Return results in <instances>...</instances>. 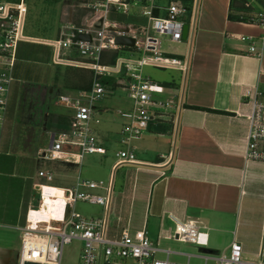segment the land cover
Returning a JSON list of instances; mask_svg holds the SVG:
<instances>
[{
  "label": "crops",
  "instance_id": "0c3cea01",
  "mask_svg": "<svg viewBox=\"0 0 264 264\" xmlns=\"http://www.w3.org/2000/svg\"><path fill=\"white\" fill-rule=\"evenodd\" d=\"M96 2L97 0H28L26 3L25 0L26 20L29 17L31 24L28 28L30 34L24 35L33 41L17 46L13 68L15 84H25L14 76L18 63H23L28 68L26 75L30 77V83L37 84L41 81L40 69L46 70L45 65L52 55L51 48L41 42L57 39L60 29L65 25L81 27L97 22V26L102 22H112L107 16L104 20L102 18L97 21L102 14L91 13ZM170 3L181 4L189 11L191 8L194 11L192 20L185 18L188 32L186 38L181 39L185 47L182 51L176 50L168 55L180 60L186 59L188 69L185 74L174 70L175 73H180V80H177L178 76H171L167 81L154 82L177 90L180 109L176 112L174 125L171 121L152 124L136 142L139 146H134L135 156L137 154L135 164L122 165L114 171L113 165L110 167L113 205L108 215L111 214L114 219L113 225L110 223L111 233L126 230L133 234L144 229L158 250L156 257L177 264H190L195 259L199 264H204L205 253L202 250L215 254V240L209 241L208 233L222 229H229L232 233L230 244L236 241L241 244L244 252L251 250L255 254L264 210V164L246 161L244 158L247 127L242 115L248 111V107L243 103L242 93L245 88L256 87L264 96V42L256 44L260 53L257 58L248 55L247 45L236 39L242 36L257 38L261 29L228 18L230 15L236 17L243 13L240 0H155V10L160 18L166 15L164 9ZM53 13L57 14L58 19L51 16ZM128 18L142 21L145 24L142 27L146 26L145 19ZM181 41L173 43L169 40L173 44ZM131 51L128 48L118 50L119 54ZM104 53L107 52L102 54ZM133 54L134 51L132 56ZM103 59L107 61V57ZM31 68H34V72H31ZM15 84L12 93L16 95L18 85ZM81 90L84 89L74 87L62 92L73 95ZM104 101L106 100L102 102ZM102 102L98 108L102 112L101 116L105 117L108 116V109L102 106ZM10 105L4 124L6 127L10 112L8 137H5V128L1 137V176L18 169L13 166L15 159L7 162L4 157L11 159L13 155L20 156L26 160L19 166L24 168L25 163L30 162L25 156L34 158L35 154L41 152L33 141V135L28 137V141L16 137L12 128L15 114ZM104 121L110 122V119L106 118ZM99 124L102 129L97 132L94 129ZM99 124L94 127L93 133L103 146V142L105 144L113 139L117 133L111 124L101 121ZM155 145L158 146L156 150ZM10 167L11 171H8ZM38 170L42 169L37 168L33 178H29L33 191L34 185L40 183ZM120 171L115 192L113 179L115 173ZM77 180L78 177L76 182ZM51 188L61 191V188ZM7 191L13 198L5 197L3 192ZM34 200L35 191L30 198H22L19 191H12L0 179V229L19 232L21 238L25 212L33 205ZM75 207L77 206L74 209ZM101 215L103 210L99 207L98 214L92 217ZM187 222H194L200 231L206 233L205 247L171 239L174 226ZM171 241L198 246L201 250L197 255L190 254L182 248L174 249ZM6 244L5 238L0 236V246Z\"/></svg>",
  "mask_w": 264,
  "mask_h": 264
},
{
  "label": "built area",
  "instance_id": "2783aa9c",
  "mask_svg": "<svg viewBox=\"0 0 264 264\" xmlns=\"http://www.w3.org/2000/svg\"><path fill=\"white\" fill-rule=\"evenodd\" d=\"M154 1L97 0L93 6L94 10L102 14L103 20L109 13H114L145 19V27L115 22H102L100 28L95 26L97 22L81 27L65 25L57 39L41 42L51 48L54 66L85 69L92 73V77L88 90L58 96V105L69 114L65 116L60 129L48 135L49 146L39 152L40 158L80 166L85 156H105L106 150L94 135L93 125L100 123V102L116 92L124 94L130 106L116 112L122 119L119 143L125 148L116 152L113 171L122 165L137 162L132 144L138 142L152 124L169 121L175 124L176 112L180 109L177 90L162 87L144 77L142 69L153 67L186 73L187 60L162 55L157 36L168 37L173 43L180 42L185 18L192 20L194 11L192 8L189 11L181 4L170 3L164 9L165 17H153L156 8ZM240 2L243 9L240 16L247 20V24L259 27L261 34L257 38L242 36L236 40L247 45L248 55L258 58L260 53L256 44L264 42V0ZM26 15L25 0H0V145L15 83L13 68L17 46L33 41L24 35ZM81 34L89 35L91 41L78 40ZM116 36L133 38L134 47L131 50L142 52L141 58L118 55L111 64L101 63L103 52L120 50L114 45ZM73 54L79 60H72L70 56ZM112 78L117 81L114 89L106 81ZM163 96L166 98L162 99ZM242 99L248 107V111L242 115L247 127L244 158L264 164V96L258 88L251 87L244 89ZM37 177L43 182L34 185L35 199L38 198L36 206H30L25 212L17 264H59L63 246L72 241L81 244L78 264H177L156 257L158 250L144 229L133 234L126 230L111 233L108 215L113 205L111 178L105 187L102 183L78 179L73 187L60 189L63 202L58 198H50L55 203L54 207L58 208L56 217L44 220L32 216L31 219V215H37L41 209L44 189L51 188L47 183L51 181L52 172L38 170ZM94 191H101L104 195ZM77 202L99 206L103 215L84 217L74 209ZM170 237L180 243L204 247L207 240L206 233L200 231L194 222L177 223ZM242 253L241 244L233 241L227 252L205 254L204 264H264V210L256 260L243 261Z\"/></svg>",
  "mask_w": 264,
  "mask_h": 264
},
{
  "label": "rangeland",
  "instance_id": "374dc122",
  "mask_svg": "<svg viewBox=\"0 0 264 264\" xmlns=\"http://www.w3.org/2000/svg\"><path fill=\"white\" fill-rule=\"evenodd\" d=\"M27 1L28 0H26V3ZM181 4L185 5V3ZM91 13H94L95 15L97 11L94 10ZM51 16H55L56 18L58 17L55 13H53ZM107 19L118 24L132 23L137 27H141L144 24V22L142 21H135L133 18H128L127 16L117 15L114 13H109L107 15ZM30 21L31 19L29 17L27 18V20H25V35L30 34L28 30L31 24ZM157 38L161 43L160 51L164 56L171 55L176 50L182 51L183 47H185L183 46L184 42L182 41L179 44H173L169 42L168 37L157 36ZM112 53L115 55L119 54L118 51H112L110 54ZM132 53L133 51L123 52L119 55L132 59H139L143 55L142 52L134 51V54L132 56ZM70 58L72 60H79V58L76 57L75 54L71 55ZM47 63L48 64L45 65V71H43V69H40L39 79L41 81L37 83L40 85L30 83L28 80L30 77L26 75L28 68L25 67V65H22L23 63H18V68L15 69L14 76L19 77V79L21 81H24L23 83L25 84H19L21 82H19L18 84L14 83L15 86L18 85V93L15 95V93L13 92L10 99V108L11 110H14L15 114L12 123V128L16 132V137L19 140L28 141V137L30 135H33V141L36 143L35 145L39 147L41 151L45 149V146L47 147L49 145V140H46L49 133H53L59 130L62 124H64L65 116L69 114L66 109H63L58 105V96L64 94L63 92H65L66 89H72L74 87L77 89L88 88L92 77V73L85 69H80L74 66H54L51 62V58H49V62ZM19 69L20 75H18ZM33 70L34 68H31V72H34ZM179 74L180 73H175L174 70L163 71L153 67H144L142 69V75L144 77H148L149 79H152L153 81L157 82L167 81L170 79L171 76H178L177 80H180ZM116 82L117 81L115 79H110L107 83L110 84L111 87L114 89L115 85L117 84ZM105 100L106 101L101 102L102 106L108 109V116H101L100 121L102 123L106 122L111 124L114 131L117 133L114 135L113 139L108 140L105 144L104 142L102 143L103 147L106 150V156H85L82 160L81 166L79 167L70 163L58 161L52 162L44 160L39 157V151L37 154H35L34 158L32 157L34 161L32 160V158H30L29 155L25 156L30 162H26V166L22 168L19 166L23 164L26 160L22 159L20 156L13 155L11 156V159L7 157L4 158L7 162L8 160L12 162L13 159H15L13 166H16V168L18 169L10 173L5 172V174H3L2 176L0 175V179H2L6 185L10 186L12 191H19L20 197L22 196V198H30L32 193H34L33 189L31 188L32 181L29 178H33L32 176L37 168H40L44 171L52 172L51 181L47 183V185L50 187L61 189L70 188L75 185L77 177L79 180L96 181L98 184L102 183L103 187H105L109 179L110 167L115 162L116 152L125 148L119 143V131L122 125V119L117 115L116 112L118 110L128 109L130 106L129 100L125 97L124 94L120 92H116L113 95H109ZM106 118L110 119V122L104 121V119ZM10 121L11 115L9 112L6 127H4V133L6 138L8 137ZM95 126L96 125H93V129ZM101 126L102 125L99 124L94 130L97 132L100 131L102 129ZM103 138L104 137H102V139ZM132 145L136 147L139 146L136 143H133ZM159 145H163V143H159ZM154 147L156 150L158 146L155 145ZM3 155L1 156V158L3 157ZM10 166H12V163L10 164ZM10 169L11 167L8 168V171H11ZM124 169L125 168H123V170ZM77 170H79L78 175ZM119 173H121V171L116 172L115 177L113 179L115 192L117 191L119 184ZM40 182L43 181L40 180ZM3 193L5 197L13 198L12 194L8 191ZM94 193H98L101 196L104 195L101 191H94ZM37 202L38 198L36 197L33 203L34 207L36 206ZM75 206H77L75 207L76 212H78L84 217L96 216L99 212V207L87 203L77 202ZM109 222L112 225L114 223V219L111 214L109 215ZM23 223L24 222H22V224ZM0 236H3L5 238V242L7 243L5 246H0V256H2V258H0V264H17L21 239L20 233L14 231L7 232L6 230L0 229ZM208 238L209 241H211V239L215 240V248H213V253L221 254L222 252H227L229 244L232 240V233L229 232V229L212 231L211 233H208ZM170 244L174 249L182 248L184 252H188L194 255L199 254L201 250V247L198 246L180 244L175 243L173 241H171ZM80 250L81 244L78 241H72L64 245L62 248L59 264H78ZM242 260L247 262H254L256 260V257L251 250L248 252L243 251ZM190 264L199 263L195 259L192 260Z\"/></svg>",
  "mask_w": 264,
  "mask_h": 264
},
{
  "label": "bare ground",
  "instance_id": "6f19581e",
  "mask_svg": "<svg viewBox=\"0 0 264 264\" xmlns=\"http://www.w3.org/2000/svg\"><path fill=\"white\" fill-rule=\"evenodd\" d=\"M98 18H99L98 21L102 20L101 15H99ZM42 198H43V204L41 206L40 211L38 212L37 215H31L30 217L31 219L32 216H35L38 219L49 220L50 218L56 217L58 215V210H57L58 208L56 209L54 207L55 203H52V200L50 198H58L59 201L63 202V200L61 199L63 198L62 192L54 188H49V189L45 188ZM201 241H203V239H201Z\"/></svg>",
  "mask_w": 264,
  "mask_h": 264
},
{
  "label": "water",
  "instance_id": "95a60500",
  "mask_svg": "<svg viewBox=\"0 0 264 264\" xmlns=\"http://www.w3.org/2000/svg\"><path fill=\"white\" fill-rule=\"evenodd\" d=\"M96 27L100 28L101 27V23L98 24ZM187 32H188V26L184 25L183 29H182V39L186 38ZM78 40L90 42L91 38H90L89 35L81 34V35L78 36ZM150 41L154 42L153 39H150ZM114 45L119 47V48L131 49V48L134 47V39L131 38V37L116 36L114 38ZM202 252L205 253V254H212L211 251L206 250V249L202 250ZM25 264H33V263H25Z\"/></svg>",
  "mask_w": 264,
  "mask_h": 264
},
{
  "label": "trees",
  "instance_id": "16d2710c",
  "mask_svg": "<svg viewBox=\"0 0 264 264\" xmlns=\"http://www.w3.org/2000/svg\"><path fill=\"white\" fill-rule=\"evenodd\" d=\"M155 7H157V5H155ZM187 8V7H186ZM153 17H159V15H158V13H156V10H154L153 11ZM165 17V16H164ZM230 20H235V21H239V22H244V23H246V19L245 18H243L242 16H236V17H233V16H229L228 17ZM111 52H107V53H104V54H102L101 56V59H100V62L101 63H103V64H106V63H108V64H111L113 61H114V59L116 58V55L115 54H110ZM109 54H110V56H109ZM105 57H107V61H105L103 58H105ZM107 82L109 81V79L108 80H106ZM107 85H110V84H107ZM90 86V85H89ZM89 89V87L88 88H86V89H84V90H88ZM83 91V90H82Z\"/></svg>",
  "mask_w": 264,
  "mask_h": 264
}]
</instances>
